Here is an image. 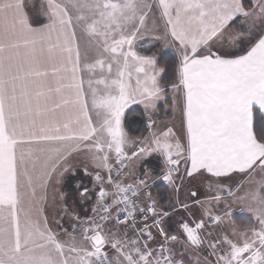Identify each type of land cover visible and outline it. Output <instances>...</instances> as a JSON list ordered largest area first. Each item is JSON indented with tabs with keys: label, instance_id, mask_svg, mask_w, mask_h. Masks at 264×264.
Returning <instances> with one entry per match:
<instances>
[{
	"label": "snow or ice",
	"instance_id": "6c2138e0",
	"mask_svg": "<svg viewBox=\"0 0 264 264\" xmlns=\"http://www.w3.org/2000/svg\"><path fill=\"white\" fill-rule=\"evenodd\" d=\"M0 264H264V0H0Z\"/></svg>",
	"mask_w": 264,
	"mask_h": 264
},
{
	"label": "trees",
	"instance_id": "16d2710c",
	"mask_svg": "<svg viewBox=\"0 0 264 264\" xmlns=\"http://www.w3.org/2000/svg\"><path fill=\"white\" fill-rule=\"evenodd\" d=\"M155 43L159 44L158 42ZM149 47H151V45H149ZM161 48L162 47L160 46L159 51H163ZM164 52H167L168 55L165 57L162 63L171 61V59L174 56V53L168 51H164ZM170 98H171V93H169V99ZM158 115H159V119L161 120H169L172 117V113L170 111L166 113L164 109H161ZM125 127L129 131L130 135L139 136L146 134L145 117L143 116V110L140 107L133 106L126 111ZM165 188L166 186L163 184V182L158 181L157 184L153 185L152 187L153 196L157 199H161L162 197L166 196ZM235 219L237 220V222H241V221H246L247 217L246 215L237 211L235 213ZM166 227L170 232L174 233L176 231L175 217H173L168 222Z\"/></svg>",
	"mask_w": 264,
	"mask_h": 264
},
{
	"label": "rangeland",
	"instance_id": "374dc122",
	"mask_svg": "<svg viewBox=\"0 0 264 264\" xmlns=\"http://www.w3.org/2000/svg\"><path fill=\"white\" fill-rule=\"evenodd\" d=\"M161 31H162V27H161ZM156 42L159 43V45L162 47L161 49H162L163 51H168V52H170V51L172 50L171 48H165V47L163 46V41H156ZM142 109H143V107H142ZM172 118H173V117H172ZM172 118H171V119H172ZM177 125H178V120H177ZM77 180H81L85 185H88V184L90 183V178H89V177H86V176H83L82 172H78L77 175L74 176V177H69V181H68L67 184H69V185L74 189L73 194H74V199H76V200H78L79 198H78V195L76 194V191H75V188L73 187V185L75 184V182H76ZM205 183H206V182H205ZM64 185H65V184H64ZM201 190L203 191L204 188H201ZM72 201H73V200L69 201V203L71 204ZM77 211H78V209H77ZM89 214H90V213H89ZM242 214L246 215L247 220L250 218L248 213H242ZM81 215H82V213H81ZM175 219H176V223H175V224H176V229H177V225H178L177 222L179 221L180 217H179V216H176ZM247 220H246V221H247Z\"/></svg>",
	"mask_w": 264,
	"mask_h": 264
},
{
	"label": "crops",
	"instance_id": "0c3cea01",
	"mask_svg": "<svg viewBox=\"0 0 264 264\" xmlns=\"http://www.w3.org/2000/svg\"><path fill=\"white\" fill-rule=\"evenodd\" d=\"M170 52L174 53V49H172ZM133 106L140 107L141 109L143 107L142 105H133ZM171 118L169 120H171ZM60 187H61V190L67 194L68 202L74 199V194H73L74 189L69 184L66 183L65 185H61ZM50 196H51V193H50ZM78 211H81V209L78 208ZM81 213L82 215L84 214L83 211H81ZM175 223H176V219H175Z\"/></svg>",
	"mask_w": 264,
	"mask_h": 264
},
{
	"label": "built area",
	"instance_id": "2783aa9c",
	"mask_svg": "<svg viewBox=\"0 0 264 264\" xmlns=\"http://www.w3.org/2000/svg\"><path fill=\"white\" fill-rule=\"evenodd\" d=\"M177 227H178V225H177Z\"/></svg>",
	"mask_w": 264,
	"mask_h": 264
}]
</instances>
